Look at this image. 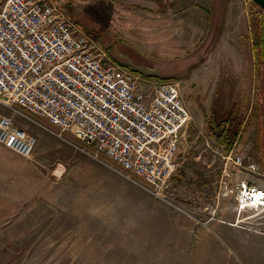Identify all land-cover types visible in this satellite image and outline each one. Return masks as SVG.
<instances>
[{"label":"rangeland","instance_id":"1","mask_svg":"<svg viewBox=\"0 0 264 264\" xmlns=\"http://www.w3.org/2000/svg\"><path fill=\"white\" fill-rule=\"evenodd\" d=\"M52 1L67 3L68 18L120 64L143 76L181 80L191 120L168 196L161 198L122 176L105 156L94 157L71 133L57 136L44 117L27 118L0 104L1 114L38 141L28 159L0 144L12 156L0 161V194L18 201L5 219L0 264L176 263L159 255L181 252L211 254L192 261L198 264H264V206L240 209L237 201L241 181L264 187V61L251 51L253 2L231 0L244 19L233 27L218 0L148 7ZM222 127L230 135L237 130L229 148L218 139ZM230 150L242 155V166L225 169ZM14 237L24 239L14 243Z\"/></svg>","mask_w":264,"mask_h":264},{"label":"built area","instance_id":"2","mask_svg":"<svg viewBox=\"0 0 264 264\" xmlns=\"http://www.w3.org/2000/svg\"><path fill=\"white\" fill-rule=\"evenodd\" d=\"M0 104L71 133L151 194L168 196L180 141L191 120L177 79H159L114 60L52 0H0ZM37 137L0 113V144L23 158ZM227 165L242 166L228 151ZM249 168L255 170L250 164ZM137 183V182H136ZM240 209L264 206V187L241 181Z\"/></svg>","mask_w":264,"mask_h":264},{"label":"crops","instance_id":"3","mask_svg":"<svg viewBox=\"0 0 264 264\" xmlns=\"http://www.w3.org/2000/svg\"><path fill=\"white\" fill-rule=\"evenodd\" d=\"M115 1L118 2V3H131V4L139 3L140 5H142V7L143 6H147L148 7L150 5V3H156L159 6L161 4V2H162V0H115ZM56 4L59 5V7H61L62 9H64V8L66 9V7L68 8L67 3H62V1L59 2V4L58 3H56ZM216 4L219 5V9H220V7L223 6V4H226V6L224 8V12L226 13L227 18L229 20H231L232 22H234L233 27H235L237 24L239 25V21L240 20L241 21L244 20L243 17H241L243 15H240V17H241L240 18V17H238V13H234L233 10L231 9V6H230L232 4L231 0H218V2ZM203 11L205 13H208L207 10L206 11L203 10ZM247 21H248L247 27H248V30H250V22H249L248 13H247ZM236 32H238V31L233 29L232 33L235 34ZM249 35L251 37L250 32H249ZM229 36H231V35H229ZM240 37H242V39L244 41L245 40V33L243 35L241 34ZM251 42H252V39H251ZM241 50L243 52H245V49L241 48ZM251 51H252V56H253V59H254L255 58L254 57L255 54H254V50H253L252 46H251ZM177 80H179V79H177ZM179 82L181 83V91L184 94V89L182 88V81L179 80ZM0 152H1L0 153V161L3 160V159L5 160V158H4L5 155L4 154H6V155L8 154L9 158L12 157L9 153H6L5 149H3V148L0 150ZM17 203H18V201L15 198L13 199V198H10V197H5V195L0 194V243H4L5 240H6L4 238V235H3L4 229L7 228L6 224L4 225L5 219L15 210V206H16ZM8 213H10V214L7 215ZM23 239H24L23 237H14L13 241L15 243L16 240H19V242L21 243V240H23ZM6 242H7V240H6ZM210 255L211 254H209L207 252H204V253H201V252H181V253H176V254L162 253V254L159 255V256H162V257H159L160 259L166 260V261H169V260H173L174 261V260H176L178 262H176V263H174V262H167V263L163 262L162 263L161 262L159 264H198V263L192 262V261H198L199 260L200 262H205L206 260L210 259ZM14 256H15V254H14ZM0 259H3V257H0ZM9 259H10V257L7 258L6 260H9ZM154 259H157V258L155 257ZM156 263H152V264H156ZM2 264H5V263H2ZM19 264H23V263L19 262ZM201 264H205V263H201Z\"/></svg>","mask_w":264,"mask_h":264},{"label":"trees","instance_id":"4","mask_svg":"<svg viewBox=\"0 0 264 264\" xmlns=\"http://www.w3.org/2000/svg\"><path fill=\"white\" fill-rule=\"evenodd\" d=\"M254 9H250L248 16L250 22V34L252 39V47L255 56H259L260 61H264V8L259 7L254 1ZM256 7V8H255ZM256 58V57H255ZM237 130L231 135L236 136ZM230 133L225 127H222L218 139L220 142H227V148L230 147L231 141L228 142V138L231 137Z\"/></svg>","mask_w":264,"mask_h":264},{"label":"water","instance_id":"5","mask_svg":"<svg viewBox=\"0 0 264 264\" xmlns=\"http://www.w3.org/2000/svg\"><path fill=\"white\" fill-rule=\"evenodd\" d=\"M254 1L259 7L264 8V0H252Z\"/></svg>","mask_w":264,"mask_h":264},{"label":"bare ground","instance_id":"6","mask_svg":"<svg viewBox=\"0 0 264 264\" xmlns=\"http://www.w3.org/2000/svg\"><path fill=\"white\" fill-rule=\"evenodd\" d=\"M240 220V219H239Z\"/></svg>","mask_w":264,"mask_h":264}]
</instances>
